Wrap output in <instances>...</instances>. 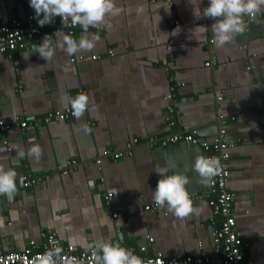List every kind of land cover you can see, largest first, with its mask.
Returning <instances> with one entry per match:
<instances>
[{
	"label": "crops",
	"instance_id": "obj_1",
	"mask_svg": "<svg viewBox=\"0 0 264 264\" xmlns=\"http://www.w3.org/2000/svg\"><path fill=\"white\" fill-rule=\"evenodd\" d=\"M172 1L170 6L166 0H117L122 11L109 19L111 28L88 30L100 36L92 51L68 56L57 50L47 63L34 51L44 39L39 37L24 49L0 53V119L12 124L0 133V165L19 176L43 177L37 186L19 188L12 200L0 196V243L6 250L22 249L31 240L42 245L44 235L54 232L63 245L78 249L123 237L124 246L135 251L146 246L149 254H213L209 181L203 183L197 173H187V187L199 196L192 198L198 213L177 219L166 207L145 209L154 203L162 178L154 168L164 166L165 156L184 171L205 151L186 141L166 146L144 141L183 128H197L212 141L220 108L235 116L225 123L231 142L228 188L235 193L237 233L250 243L243 263L264 264V10L252 21L245 18L242 35L218 47L214 19L196 18L190 0ZM194 2L201 12L209 5ZM30 11V0H0V23ZM198 26L206 27L197 29L201 41L194 35ZM57 31L67 32L52 35ZM70 35L78 40L84 33L78 26ZM80 93L94 101L81 119H41L50 110L71 107L69 98ZM16 116L26 117L28 126L21 127ZM169 117L177 123L169 125ZM135 138L140 143L131 155L96 162L105 148L124 150ZM33 145L43 150L39 160L26 155Z\"/></svg>",
	"mask_w": 264,
	"mask_h": 264
},
{
	"label": "clouds",
	"instance_id": "obj_2",
	"mask_svg": "<svg viewBox=\"0 0 264 264\" xmlns=\"http://www.w3.org/2000/svg\"><path fill=\"white\" fill-rule=\"evenodd\" d=\"M190 2L194 5L193 14L196 18L214 19L211 29L213 42L218 47L232 42L237 35H242L247 30L246 17L255 19L264 10V0H209V5L203 12L194 0ZM30 7L34 9V18L40 27L53 23L55 17H61L63 28L71 29L78 25L84 33L78 40L68 32L57 31L54 35H46L42 42L36 45L34 51L47 63L52 60L57 50L68 56L92 51L100 36L89 35V28L101 25L111 28L109 19L122 11L117 6V0H30ZM198 28L206 27L198 26L194 30V35L201 41ZM53 36L56 37L55 40L52 39ZM68 103L71 105L73 116L79 120L90 110L94 101L89 94L80 93L74 98H69ZM24 155L23 152L18 153V156ZM26 155L39 160L43 150L41 146L33 145L27 150ZM154 170L162 177L153 191L155 205L158 208L166 207L177 219H183L199 212L187 187L190 183L187 173H197L202 182L206 183L220 174L222 164L217 157L197 155L190 167L184 171H177L175 163L165 156L164 166L157 165ZM18 183L19 186H24L25 178L19 176L15 168L0 165V196H6L9 200L14 199L18 192ZM87 247L95 264H145L144 259L137 255L134 249L124 246L123 237L115 241L95 240ZM37 259L40 264H71L59 246L45 251Z\"/></svg>",
	"mask_w": 264,
	"mask_h": 264
},
{
	"label": "built area",
	"instance_id": "obj_3",
	"mask_svg": "<svg viewBox=\"0 0 264 264\" xmlns=\"http://www.w3.org/2000/svg\"><path fill=\"white\" fill-rule=\"evenodd\" d=\"M170 6L173 5L172 0H166ZM260 14V13H259ZM35 12L30 11L22 17H13L8 24L0 23V53L13 52L24 49L31 41H36L39 37L52 35L56 30H65L70 34L78 27L74 26L71 29L63 28L62 18L55 17L54 22L40 27L37 19L34 18ZM249 21L253 19L247 18ZM97 56H93L96 58ZM71 60H75L72 57ZM212 61L206 62L210 65ZM218 101L222 100L221 95L218 96ZM172 110V108H170ZM72 109L67 107L63 110H50L41 119L46 123L55 121H64L72 118ZM235 119V116H226L224 112L218 108L216 123L218 124V131L212 141H208L200 137L197 128H183L172 131L163 136H151L144 142L148 145L154 146L159 144L166 146L179 141H186L192 144L199 145L205 151L206 157H217L222 164V170L219 175L215 176L209 181L208 203L212 209V216L210 218L212 223L211 238L213 245V254L202 253L199 255H186L184 257H167L162 252L156 254H149L146 246H140L135 253L144 259L145 264H256L253 261L243 263L245 249L250 245L248 241L239 237L236 229V219L233 214V201L235 193L228 188V181L230 178V164L231 157L230 146L231 142L227 137L225 123L228 119ZM15 121L21 127H26L29 120L24 116H16ZM178 119L169 117V125H175ZM11 123L0 119V133L4 134L11 128ZM6 143V140L3 141ZM140 143L138 138L130 142L126 149L114 151L105 148L102 153L96 158L98 164L101 163L103 157H111L112 159H120L126 155H131L134 145ZM77 162L75 160L69 161L68 166H73ZM68 168L63 170L66 174ZM25 185L19 188H30L39 185L43 177L40 175L27 174L24 176ZM109 191L106 198L112 196ZM192 196V195H191ZM199 197L192 196V198ZM158 207L153 204H148L145 209L155 210ZM118 213H113L116 218ZM45 242L39 245L35 240L28 242L27 246L22 249L11 251L6 250L0 243V264H40L37 257L41 256L45 251L59 246L63 249V255L69 258L71 264H95L94 259L88 249H78L73 244L63 245L61 240L54 232H48L45 235ZM1 239V231H0ZM149 241L153 239L148 236ZM202 246V242L199 243Z\"/></svg>",
	"mask_w": 264,
	"mask_h": 264
},
{
	"label": "bare ground",
	"instance_id": "obj_4",
	"mask_svg": "<svg viewBox=\"0 0 264 264\" xmlns=\"http://www.w3.org/2000/svg\"><path fill=\"white\" fill-rule=\"evenodd\" d=\"M170 257V256H169Z\"/></svg>",
	"mask_w": 264,
	"mask_h": 264
}]
</instances>
